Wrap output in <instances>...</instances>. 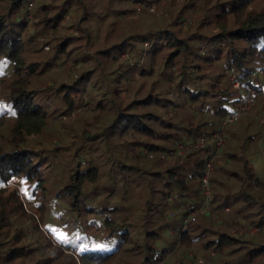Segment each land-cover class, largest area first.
Instances as JSON below:
<instances>
[{"label":"trees","instance_id":"trees-1","mask_svg":"<svg viewBox=\"0 0 264 264\" xmlns=\"http://www.w3.org/2000/svg\"><path fill=\"white\" fill-rule=\"evenodd\" d=\"M101 1L0 0V85L8 90L0 95V264H156L195 248L210 257L214 251L219 264H264V176L245 153L253 137L231 140L228 125L222 129L230 112L264 99V8L254 7L258 0H203L218 31L190 36L180 22L141 17L98 51L96 69L73 83L43 87L55 64L86 58L77 40L92 42L90 26L108 15V6L116 14L134 10L122 0ZM70 28L83 35H70ZM35 32L52 45L47 58ZM124 52L133 65L120 61ZM226 73L234 74L239 89L226 84ZM74 111L84 118L66 124L54 142L58 115L69 118ZM215 132L227 137L211 176L209 210L223 216L219 230L200 223L211 213L199 209L200 190L192 192L202 187L203 156ZM203 138L206 146L179 153ZM16 180L28 189L25 197L11 190ZM192 193L198 201L183 208L182 198ZM23 198L34 199L39 221ZM175 207L180 227L168 218ZM61 224L66 234L78 231L77 243L57 241L53 229ZM239 226L259 233L236 236ZM170 227L173 241L164 236Z\"/></svg>","mask_w":264,"mask_h":264},{"label":"rangeland","instance_id":"rangeland-1","mask_svg":"<svg viewBox=\"0 0 264 264\" xmlns=\"http://www.w3.org/2000/svg\"><path fill=\"white\" fill-rule=\"evenodd\" d=\"M108 1L109 0H105V2L101 1L99 5L105 6V3H107ZM122 1L125 2L124 4L127 9H134V10L128 13L126 12V13L116 14L112 10H110L108 6L107 7L108 15L101 14V15H104V17L102 18L100 17V19H98V23L94 22L93 24L94 26L93 25L90 26L92 27L91 33L93 34L92 42H88V40L82 36H80L77 40L78 41L77 43L83 45V49L87 53L86 58L82 60H78V62L69 61L66 64H60L61 62H58V64H55L54 69L52 70L53 71L52 73L54 74L53 77L47 80L45 84H43V87H50L51 85L55 83L56 84H61L63 82L73 83L74 80L77 79L84 70L96 69L95 67L98 64V57H101L98 51L101 48H104L107 45L112 44L113 41L120 39V37L123 38V36L120 34L121 30L124 29L125 31L127 28L131 27L132 25L140 24L142 20L141 17H144V16H156V18L157 17L165 18L166 25L172 22H175V21L176 23L180 22L182 24V34L184 36H190L196 30H200L202 33H206V34L208 33L213 34L218 31L213 24L214 21L208 22L209 19L210 20L214 19L212 15L210 14V12L208 14V11L206 9L201 8L203 0H193V1L161 0L160 2L155 3L154 5L152 4L146 5V2L135 1V0H122ZM113 6H117V3H113ZM254 7L256 9H263L264 0H258L256 4L254 5ZM72 14L73 12H70L68 14L70 16L69 17L67 16L66 19H64L65 23H70V21L72 20L71 18ZM179 14H181L180 17H179ZM209 16H211V18H208ZM76 17L77 18L79 17L78 14L76 15ZM97 18L99 17H96V20ZM199 24H201V26H199ZM35 33L37 35V39H40V43H41L40 46L43 49L42 53L47 58L52 51V45L45 44L44 35L38 34L37 32ZM69 33L70 35H76V36L83 35L81 33L76 32V30L73 28H70ZM205 45L206 44L204 43L200 51V53L203 55L207 54V48H205L206 47ZM144 46L149 48L150 43H145ZM120 57H121L120 61L122 60L128 61L130 62L131 65L134 64L128 52L122 53ZM214 71L216 70H213V72ZM226 75H228L227 76L228 79L227 77L226 79L229 80L227 81L226 84L233 85L231 87L232 90L239 89L233 84L235 83V81L232 80L235 77L234 74L231 77V79L229 78V73H226ZM260 75L262 76L261 71H260ZM262 77L263 79H261L260 81L264 84V75ZM224 81L225 79H222L221 85L223 86H225ZM0 91L2 92V94H0L2 95L1 97H5V95L8 92L7 88L4 87V85H0ZM75 97L77 99L78 96L76 95ZM89 97L90 96L87 93L84 94L85 99L89 100L90 99ZM77 104L78 103L76 102V105ZM79 117H81L80 119L84 118L83 116H80L76 111H74L72 116L69 118L63 117V116L59 117L58 115L56 122H55L56 123L55 127L51 129H56L57 125L59 126V129L53 132L51 139L54 142L58 143L60 136L66 132V124L71 123L72 120L76 122L79 119ZM83 122L86 124L87 120L85 119L83 120ZM226 132H227L228 138L231 140H234L235 137L236 138H244V137H251V136L253 137L252 139L250 138L247 139L246 147L248 148L245 153L247 157L251 160L256 172L259 175L264 176V99L260 101L255 99L254 107H252L251 109H248L240 117V119L237 122L229 124L226 127ZM222 136L227 139L226 135L223 134ZM47 139H50V136H47ZM241 145L243 146V142ZM189 150L190 149L188 148V151ZM185 152L183 154H185ZM152 157L153 155L149 156V158H152ZM169 161L170 159L164 160L165 163H169ZM214 172H215V169H214ZM10 188L11 190H15V189L18 190L22 195L21 197H25V195L28 193V189L25 187V184H23L19 180H16L13 184H11ZM197 189L200 190V195H201L202 187H200L199 185L192 186V192H196ZM194 195L195 194L192 193L190 196L188 197L184 196L182 198L184 199L185 202L187 201L186 203L183 204V208L186 209L187 207L191 206L192 204L190 203V201H198V199H196V196ZM201 196L203 199V194ZM23 201H24L23 202L24 209L27 211V213L35 216L37 220L39 221L40 213L36 211L35 209L34 199H30V201H27L25 198H23ZM211 206L202 205L199 209H201L202 212H206L209 214V212L211 213V211L209 210V207ZM180 210H181L180 208L175 207L167 211L168 218L172 226L173 224H177V225L179 224V219L182 214V213L178 214L180 213L179 212ZM209 216L210 217L208 219H205V220L202 219L201 221L199 220L200 223L205 224L206 226L212 227V229L219 230L221 228L219 224H223L222 222L223 216L221 214L217 215V213L216 214L211 213ZM192 217L193 216L190 215V217L188 218V221L185 220V223H186L185 229H187L188 225H190L191 223L190 221ZM212 221L216 222L215 224H218V225H212L213 224ZM40 223L41 222H39V225ZM178 226L180 227V225ZM43 231H45L44 228H43ZM53 231H55V235L59 243L66 242V243L75 244L78 241V236H79L78 231L69 230V232L66 234L65 233L66 227L65 226L63 227L62 224L59 225V228L53 229ZM232 233L235 234L236 236H243L246 233L249 234V236H251V235H257L259 233V230L257 227L244 228L242 226H239V228H234ZM48 235H50V237L52 238L51 233ZM164 236L166 237L167 240L169 241L172 240L175 236L173 227H170ZM44 250L48 251L46 250V247H44ZM197 251H200V252H197ZM209 252L211 254V257L209 256L208 252L204 251V249L199 250L198 248H195V250L187 251L186 253H184L183 251L182 252L175 251L174 255L170 254L169 257H166L163 260L166 262L165 264H192L193 256L195 254H199L198 255L199 257H202L206 260L210 258V260H208L209 264H219V263H215L217 254L214 251H209Z\"/></svg>","mask_w":264,"mask_h":264},{"label":"built area","instance_id":"built-area-1","mask_svg":"<svg viewBox=\"0 0 264 264\" xmlns=\"http://www.w3.org/2000/svg\"><path fill=\"white\" fill-rule=\"evenodd\" d=\"M262 76L264 75V71H261ZM234 85L236 87H240L239 82H235ZM255 99H250L246 103L242 104L238 109L232 111L229 113L228 116H226L222 121V129L225 128V126L237 122L240 117L248 110L254 107ZM223 134L219 132L214 133V146L212 150L207 152L205 156H203L204 163H205V169L203 175L200 177L201 180V186H202V194H203V203L202 205H211L212 204V182H211V176L215 169V163L216 161L221 157L222 148L226 142V138L222 136ZM208 143L207 139H200L197 142H193L184 146H181L180 154H183L188 148L190 149L192 146L195 147H204ZM148 156H152V154L147 153ZM165 156V155H164ZM226 211H229V208L226 209ZM192 216L196 215V212L191 213ZM188 221V218H186ZM166 262L164 260H161L157 262L156 264H165ZM192 264H209L208 260L198 257L196 259L192 260Z\"/></svg>","mask_w":264,"mask_h":264},{"label":"snow or ice","instance_id":"snow-or-ice-1","mask_svg":"<svg viewBox=\"0 0 264 264\" xmlns=\"http://www.w3.org/2000/svg\"><path fill=\"white\" fill-rule=\"evenodd\" d=\"M62 238V237H61Z\"/></svg>","mask_w":264,"mask_h":264}]
</instances>
